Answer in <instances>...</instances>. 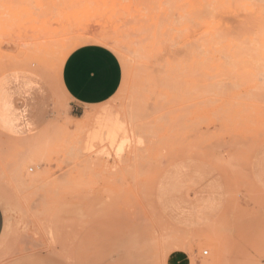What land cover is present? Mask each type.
Masks as SVG:
<instances>
[{
	"label": "rangeland",
	"instance_id": "374dc122",
	"mask_svg": "<svg viewBox=\"0 0 264 264\" xmlns=\"http://www.w3.org/2000/svg\"><path fill=\"white\" fill-rule=\"evenodd\" d=\"M263 25L264 0H0V78L37 74L55 99L33 132L0 134V264H264ZM88 44L118 57L122 83L73 111L58 77ZM111 111L130 144L94 123ZM184 160L223 189L221 212L193 229L157 205Z\"/></svg>",
	"mask_w": 264,
	"mask_h": 264
},
{
	"label": "crops",
	"instance_id": "0c3cea01",
	"mask_svg": "<svg viewBox=\"0 0 264 264\" xmlns=\"http://www.w3.org/2000/svg\"><path fill=\"white\" fill-rule=\"evenodd\" d=\"M121 83L122 69L118 57L109 48L98 44L74 49L64 60L58 77L61 95L73 111L79 112L111 100ZM54 100L50 85L37 74L7 73L0 78V134L18 137L33 132L48 114ZM20 131L23 133L17 136ZM259 164L263 172L258 175L256 172V176L264 183V158ZM163 177L164 187L157 205L172 224L182 229L198 228L221 212L222 183L209 166L184 160L171 169L169 167ZM206 206L210 207L207 219L204 213L202 219L192 216V209L199 211ZM3 228L4 216L0 207V237Z\"/></svg>",
	"mask_w": 264,
	"mask_h": 264
},
{
	"label": "bare ground",
	"instance_id": "6f19581e",
	"mask_svg": "<svg viewBox=\"0 0 264 264\" xmlns=\"http://www.w3.org/2000/svg\"><path fill=\"white\" fill-rule=\"evenodd\" d=\"M252 1H253V0H252ZM262 1H263V0H262ZM225 2H226V1H225ZM230 3H231V2H230ZM250 3H251V1H250ZM204 5H205V4H204ZM233 6H234V5H233ZM207 7H208V6H207ZM208 9H209V7H208ZM208 9H207V13H208ZM199 11H201V10H199ZM203 11H204V14H207V13L205 12V11H206V10H205V6H204V8H202V11H201V12H203ZM196 12H198V11H196ZM191 13H192V12H191ZM198 13H199V12H198ZM209 13H210V12H209ZM209 13H208V14H209ZM192 14H193V13H192ZM206 16L209 17L210 15H206ZM202 18H203V17H202ZM205 18H206V17H205ZM198 20H199V19H198ZM208 20H209V19H208ZM202 23H203V22H202ZM263 26H264V25H263ZM211 27H212V26H211ZM211 27H210V28H209V27H206V29H205L206 31L208 30L207 32H209L210 34H211V33H214L215 30H218V29H217L218 27H213V28H211ZM206 31H205V32H206ZM202 32H204V31H202ZM204 35H205V34H204ZM206 35H207V34H206ZM213 35H214V34H211L210 36H213ZM220 35H221V34H220ZM230 35H231V34H230ZM215 36L217 37V34H216V33H215ZM258 36H259V34H258ZM218 37H219V36H218ZM256 37H257V36H256ZM236 38H237V37H236ZM213 41H214V40H213ZM236 41H237V40H236ZM190 47H191V46H190ZM225 47H226V46H225ZM237 47H238V46H237ZM188 48H189V47H188ZM212 48H213V47H212ZM232 48H233V47H232ZM240 48H241V47H240ZM242 50H244V48H243ZM255 50H257V49H255ZM199 51H200V50H199ZM199 51H198V53H199ZM209 51H210V50H209ZM244 51H245V50H244ZM244 51H243V52H244ZM193 52H195V50H194ZM206 52H207V51H206ZM235 52H236V51H235ZM240 52H241V51H240ZM248 52H249V51H248ZM241 53H242V52H241ZM249 53H250V52H249ZM249 53H247V54H249ZM254 53H255V51H254ZM254 53H253V54H254ZM199 54H200V53H199ZM235 54H236V53H235ZM188 55H189V54H188ZM188 55H187V57H188ZM244 55H245V53H244ZM249 56H250V55H249ZM235 57L237 58V56H235ZM198 58H199V57H198ZM240 59H241V58H240ZM203 60H204V58H203ZM204 62H205V61H204ZM216 62H217V61H216ZM186 63H187V62H186ZM193 64H194V63H193ZM193 66H194V65H193ZM197 68H198V66H197ZM193 69H194V68H193ZM186 70H187V69H186ZM196 70H197V69H196ZM201 74H202V73H201ZM195 75H196V74H195ZM195 75H194V76H195ZM189 76H190V75H189ZM196 76H197V75H196ZM198 76L201 77V75H198ZM175 79H176V78H175ZM168 84H169V83H168ZM180 84H181V83H180ZM166 86H167V85H166ZM168 87H169V86H168ZM131 100H132V99H131ZM128 102H129V101H128ZM130 103H131V102H130ZM130 107H132V106H130ZM118 110H119V109H118ZM130 110H131V109H130ZM109 111H110V110H108L107 113H108ZM57 112H58V111H57ZM128 112H129V111H128ZM107 113H104L102 116L96 118V119L94 120V123H96V124H98V125H103V124H105V125H103V126H107L106 123L111 122V124L109 123L108 126H110V125H114V126L112 127V129H110V131L107 132L108 134L110 133V137H111V138H112V137H116L117 132H119V133H123L122 137H124V136H125V135H124V132H120V131L123 129V127L117 125V124L121 125V123H123V121L119 119V117H121V116L119 115L118 118H117L115 115H113V116H115V117L117 118V119H116L115 117H114V118L111 117V115H112V113H113L112 111H111L110 114H107ZM113 114H115V113H113ZM127 114H128V113H127ZM127 114H126V115H127ZM100 115H101V114H100ZM111 118H112V120H111ZM121 118H123V117H121ZM114 119L118 120V122L114 121ZM216 119H217V118H216ZM120 121H121V122H120ZM94 125H95V124H94ZM122 125H124V124H122ZM130 127H131V126H130ZM97 128H98V127H97ZM100 128H101V130L99 129L100 132H99V130H98V132H99L100 134H102V132L105 133V131L108 130L106 127H105L106 130L104 129L105 131L103 130V127H102V126H101ZM110 128H111V127H110ZM92 132H95V131H92ZM136 132H137V131H136ZM104 133H103V134H104ZM125 133H126V131H125ZM90 134H91V133H90ZM100 134H97V132H96V135L99 136V138H101ZM93 135H94V137L96 136L95 134H93ZM93 135H91V136H93ZM104 135H106V134H104ZM97 136H96V137H97ZM106 136H107V135H106ZM117 136H118V134H117ZM126 136H127V135H126ZM94 137H90V136H89V138L87 139V141H86L85 143H83V144H84V147H83L84 149H86V148H87L86 150H90V149H92L91 147L89 148L88 143H89L90 140H92L91 138H93V140H94ZM99 138H97L96 140H98ZM124 138H128V139H126V141H125ZM124 138H123V141H122V142H127V140L129 141V137H128V136H127V137H124ZM101 139H102V138H101ZM116 139H117V137H116ZM120 140H122V139L120 138ZM134 140H135V139H134ZM94 141H95V140H94ZM107 141H108V140H107ZM109 142H110L109 145H113L112 141L109 140ZM122 142H121V143H122ZM129 142H130V141H129ZM129 142H127V144H130L132 141H131L130 143H129ZM111 143H112V144H111ZM133 143H135V142H133ZM73 144H74V143H73ZM122 144H123V143H122ZM124 144H125V143H124ZM82 146H83V145H82ZM87 146H88V147H87ZM117 146H118V145H116L115 147H117ZM134 146H135V145H134ZM115 147H114V149H115ZM88 148H89V149H88ZM122 148H123V147H122ZM123 149H124V148H123ZM123 149L121 150V147H117L116 150H117L118 153H120V151H123ZM91 151H92V150H91ZM119 155H120V154H119ZM121 155H123V154H121ZM134 156H136V155H134ZM26 158H27V157H26ZM26 158H25V159H26ZM121 158H122V157H121ZM133 159H134V157H133ZM121 162H122V161H121ZM19 172H20V171H19ZM19 172H18L17 174H19ZM21 174H22V173H21ZM21 174H20V175H21ZM27 179H28V178H27ZM29 180H31V179H29ZM19 182H20V181H19ZM28 182H29V181H28ZM113 208H114V207H113ZM134 208H135V207H134ZM139 209H140V208H139ZM60 212H61V211H60ZM137 212H138V211H137ZM65 213H66V212H65ZM80 214H82V213H80ZM80 214H79V215H80ZM135 214H136V213H135ZM138 214H139V213H138ZM63 215H64V214H63ZM70 215H71V214H70ZM98 215H99V214H98ZM64 216H65V215H64ZM75 216H76V215H75ZM79 217H80V216H79ZM81 218H82V217H81ZM71 221H72V220H71ZM78 223H79V222H78ZM68 233H69V232H68ZM53 234H54V233H53ZM53 234H52V235H53ZM74 234H75V233H74ZM234 234H235V233H234Z\"/></svg>",
	"mask_w": 264,
	"mask_h": 264
},
{
	"label": "built area",
	"instance_id": "2783aa9c",
	"mask_svg": "<svg viewBox=\"0 0 264 264\" xmlns=\"http://www.w3.org/2000/svg\"><path fill=\"white\" fill-rule=\"evenodd\" d=\"M203 254H204V255H206V254H207V252L205 251V252H203Z\"/></svg>",
	"mask_w": 264,
	"mask_h": 264
}]
</instances>
